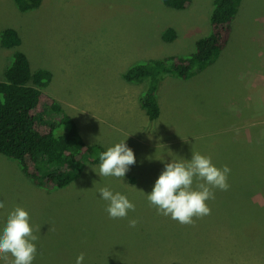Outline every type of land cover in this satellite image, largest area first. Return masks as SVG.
<instances>
[{
    "label": "rangeland",
    "instance_id": "1",
    "mask_svg": "<svg viewBox=\"0 0 264 264\" xmlns=\"http://www.w3.org/2000/svg\"><path fill=\"white\" fill-rule=\"evenodd\" d=\"M213 1L175 9L164 0H42L21 11L0 0V34L11 27L21 38L18 47L0 44V79L23 51L33 70L52 72L45 91L87 144L107 150L125 140L136 158L123 180L100 177V163L87 162L69 185L43 189L0 154V231L16 206L28 211L38 237L32 264H75L80 253L83 264H264V0L241 1L216 62L159 85L157 119L140 105L146 81L123 77L134 64L192 52L210 32ZM170 27L176 39L167 42ZM192 151L231 171L228 190L214 189L206 202L211 214L185 225L158 213L147 193L166 163L186 162ZM101 187L126 195L135 210L110 218Z\"/></svg>",
    "mask_w": 264,
    "mask_h": 264
},
{
    "label": "trees",
    "instance_id": "2",
    "mask_svg": "<svg viewBox=\"0 0 264 264\" xmlns=\"http://www.w3.org/2000/svg\"><path fill=\"white\" fill-rule=\"evenodd\" d=\"M242 0H214L210 14V32L196 41L188 54L151 59L130 66L123 74L130 83H147L140 97L141 108L150 120L160 115L157 100L159 85L166 76L188 80L216 62L229 44L232 23ZM42 0H15L21 11L40 6ZM191 0H164L184 9ZM163 39H176L170 27ZM4 48L18 47L21 38L11 27L0 34ZM0 79V154L15 160L26 177L43 189L63 188L84 170L87 162L100 163L105 149L87 144L76 121L45 88L53 79L51 71L33 70L27 55L16 50Z\"/></svg>",
    "mask_w": 264,
    "mask_h": 264
},
{
    "label": "clouds",
    "instance_id": "3",
    "mask_svg": "<svg viewBox=\"0 0 264 264\" xmlns=\"http://www.w3.org/2000/svg\"><path fill=\"white\" fill-rule=\"evenodd\" d=\"M99 160V168L93 170L100 177L112 176L122 180L130 166L136 163L134 151L126 145L125 140L101 152ZM230 171L227 165L217 167L210 156L192 151L191 158L186 162L171 161L165 164L151 192L147 193V200L158 213L170 216L180 224H193V217L202 218L211 214L206 202L215 198L214 189L228 190ZM98 191L101 198L108 202L106 211L110 218L123 219L130 210H135L134 203L126 195L113 193L108 187H101ZM4 206L0 202V208ZM137 222L131 219L129 226L134 228ZM37 240L28 211L16 206L8 214L0 231V258L6 264H32L38 253L34 243ZM83 261L84 253H80L75 264H83Z\"/></svg>",
    "mask_w": 264,
    "mask_h": 264
},
{
    "label": "crops",
    "instance_id": "4",
    "mask_svg": "<svg viewBox=\"0 0 264 264\" xmlns=\"http://www.w3.org/2000/svg\"><path fill=\"white\" fill-rule=\"evenodd\" d=\"M234 22V21H233ZM233 24V23H232ZM261 44H264V43H261ZM174 82V78L173 77H170V76H166L162 82H165V83H171V82ZM161 82V83H162ZM161 112V111H160Z\"/></svg>",
    "mask_w": 264,
    "mask_h": 264
}]
</instances>
